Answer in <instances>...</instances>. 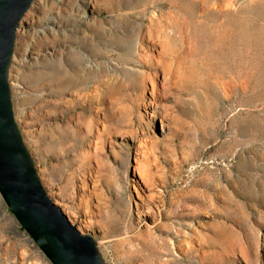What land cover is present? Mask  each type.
<instances>
[{
	"label": "rangeland",
	"instance_id": "374dc122",
	"mask_svg": "<svg viewBox=\"0 0 264 264\" xmlns=\"http://www.w3.org/2000/svg\"><path fill=\"white\" fill-rule=\"evenodd\" d=\"M7 78L105 264H264V0H32ZM0 264H50L1 197Z\"/></svg>",
	"mask_w": 264,
	"mask_h": 264
},
{
	"label": "water",
	"instance_id": "95a60500",
	"mask_svg": "<svg viewBox=\"0 0 264 264\" xmlns=\"http://www.w3.org/2000/svg\"><path fill=\"white\" fill-rule=\"evenodd\" d=\"M32 0H0V197L50 264H105L47 196L14 120L8 84L15 30Z\"/></svg>",
	"mask_w": 264,
	"mask_h": 264
},
{
	"label": "bare ground",
	"instance_id": "6f19581e",
	"mask_svg": "<svg viewBox=\"0 0 264 264\" xmlns=\"http://www.w3.org/2000/svg\"><path fill=\"white\" fill-rule=\"evenodd\" d=\"M97 49V48H96ZM85 57V56H84ZM82 61V60H81ZM63 81V80H62ZM78 88V87H77ZM153 89V88H152ZM151 116H152V114H151ZM151 122V121H150Z\"/></svg>",
	"mask_w": 264,
	"mask_h": 264
}]
</instances>
